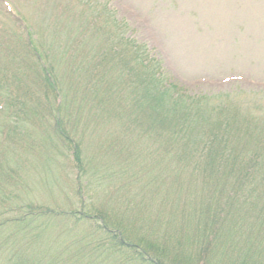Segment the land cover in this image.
Here are the masks:
<instances>
[{
  "label": "trees",
  "instance_id": "1",
  "mask_svg": "<svg viewBox=\"0 0 264 264\" xmlns=\"http://www.w3.org/2000/svg\"><path fill=\"white\" fill-rule=\"evenodd\" d=\"M5 1L0 135L22 148L32 121L30 149L72 158L76 194L56 211L20 200L0 163V264H264V102L178 91L85 0H61L48 43ZM11 51L31 87L10 80Z\"/></svg>",
  "mask_w": 264,
  "mask_h": 264
},
{
  "label": "rangeland",
  "instance_id": "2",
  "mask_svg": "<svg viewBox=\"0 0 264 264\" xmlns=\"http://www.w3.org/2000/svg\"><path fill=\"white\" fill-rule=\"evenodd\" d=\"M15 1L19 12L34 27L37 34L34 37L48 43V36L54 32L50 16H54L61 0ZM85 1L90 8L125 21L131 31L129 35L145 44L151 55L161 61L167 83L176 85L178 91L191 97L222 100L239 94L242 99L253 97L264 102V0ZM5 50L0 47V54ZM19 59L11 51L10 80L23 79L31 87V73L29 80L23 77L31 68L22 72L24 65L18 64ZM33 63L31 59L27 66ZM36 91L40 97L42 88ZM32 126L33 122L26 120L20 134L22 148L15 146V141L11 144L10 133L7 141L0 135V163H5L13 171L12 176L18 177L16 185H9L8 189L20 200L56 211L76 194V176L69 164L73 159L64 161L50 148L48 154L31 150L32 146L42 145ZM91 153L97 155L96 145L85 155L92 156Z\"/></svg>",
  "mask_w": 264,
  "mask_h": 264
}]
</instances>
